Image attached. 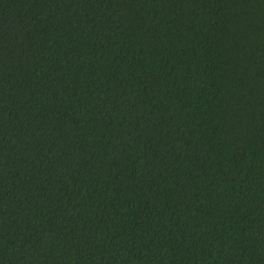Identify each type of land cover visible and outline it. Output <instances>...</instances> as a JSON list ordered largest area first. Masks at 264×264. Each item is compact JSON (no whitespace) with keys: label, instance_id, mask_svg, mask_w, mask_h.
<instances>
[{"label":"trees","instance_id":"16d2710c","mask_svg":"<svg viewBox=\"0 0 264 264\" xmlns=\"http://www.w3.org/2000/svg\"><path fill=\"white\" fill-rule=\"evenodd\" d=\"M0 264H264V0H0Z\"/></svg>","mask_w":264,"mask_h":264}]
</instances>
